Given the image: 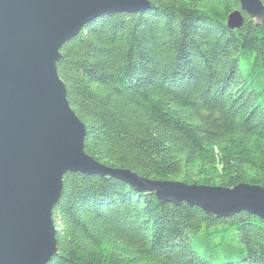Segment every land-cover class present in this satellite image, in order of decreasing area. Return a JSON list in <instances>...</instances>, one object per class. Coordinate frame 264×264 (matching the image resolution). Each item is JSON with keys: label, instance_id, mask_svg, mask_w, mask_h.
<instances>
[{"label": "trees", "instance_id": "16d2710c", "mask_svg": "<svg viewBox=\"0 0 264 264\" xmlns=\"http://www.w3.org/2000/svg\"><path fill=\"white\" fill-rule=\"evenodd\" d=\"M102 14L60 48L84 150L156 180L264 187V21L227 16L237 0H150ZM46 264H264V220L215 218L131 186L63 176Z\"/></svg>", "mask_w": 264, "mask_h": 264}, {"label": "water", "instance_id": "95a60500", "mask_svg": "<svg viewBox=\"0 0 264 264\" xmlns=\"http://www.w3.org/2000/svg\"><path fill=\"white\" fill-rule=\"evenodd\" d=\"M237 1L229 29L242 26V12L263 23L264 0ZM154 8L150 0H0V264H46L56 253L51 214L68 172L116 179L163 204L185 203L215 218L244 211L264 220L261 185L150 179L85 152V126L57 72L59 50L102 14Z\"/></svg>", "mask_w": 264, "mask_h": 264}, {"label": "rangeland", "instance_id": "374dc122", "mask_svg": "<svg viewBox=\"0 0 264 264\" xmlns=\"http://www.w3.org/2000/svg\"><path fill=\"white\" fill-rule=\"evenodd\" d=\"M57 63V62H56ZM156 198V197H155ZM157 201H158V199H156ZM159 202V201H158ZM159 203H161V202H159ZM241 212H244V211H241ZM239 213V212H238Z\"/></svg>", "mask_w": 264, "mask_h": 264}]
</instances>
